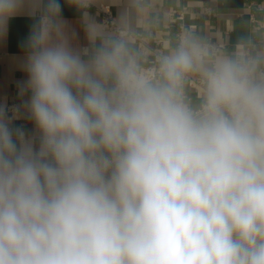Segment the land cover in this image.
<instances>
[{"label":"clouds","instance_id":"1","mask_svg":"<svg viewBox=\"0 0 264 264\" xmlns=\"http://www.w3.org/2000/svg\"><path fill=\"white\" fill-rule=\"evenodd\" d=\"M64 3L86 45L61 0H0V40L32 20L0 103V264H264V38L152 48L145 0L111 24Z\"/></svg>","mask_w":264,"mask_h":264},{"label":"crops","instance_id":"2","mask_svg":"<svg viewBox=\"0 0 264 264\" xmlns=\"http://www.w3.org/2000/svg\"><path fill=\"white\" fill-rule=\"evenodd\" d=\"M62 15L77 33V42L86 45L85 34L79 23L80 13L61 0ZM124 0H97L89 9L98 22L103 23L100 6L109 5L115 17L118 6ZM147 7L139 13L142 30L150 34L152 44L154 35L164 39L163 49L172 42L177 32V12L186 7L188 14L185 22L195 24L198 31L220 42L234 41L239 33H251L264 38V0H145ZM208 8L210 13L204 11ZM32 20L27 16H18L10 21L7 37L0 40V103L6 101L20 104L17 84L27 79L22 70V42L26 38ZM27 99V97H24ZM16 126H23L28 133H34L33 123L22 116L13 121Z\"/></svg>","mask_w":264,"mask_h":264},{"label":"built area","instance_id":"3","mask_svg":"<svg viewBox=\"0 0 264 264\" xmlns=\"http://www.w3.org/2000/svg\"><path fill=\"white\" fill-rule=\"evenodd\" d=\"M98 9L102 13V21H103V23L106 22L108 24H111L112 20L116 18L112 8L109 5L100 6ZM204 12L205 13H210L208 8ZM188 13L189 12H188L186 7H183L181 10H179L177 12V19H178L177 32L180 30V28L182 26H191V27L196 28L195 24H187L185 22L186 15ZM151 39H152V44L150 43L149 39L147 40V44H148L149 47L163 49V43H164V39L163 38L154 35ZM214 41H217V40H214ZM222 43H224V42H222ZM13 105H17V104L16 103L8 104L9 108H11Z\"/></svg>","mask_w":264,"mask_h":264}]
</instances>
